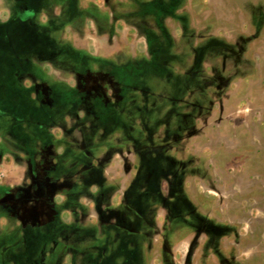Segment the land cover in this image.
Segmentation results:
<instances>
[{"label": "rangeland", "instance_id": "374dc122", "mask_svg": "<svg viewBox=\"0 0 264 264\" xmlns=\"http://www.w3.org/2000/svg\"><path fill=\"white\" fill-rule=\"evenodd\" d=\"M0 264H264V0H0Z\"/></svg>", "mask_w": 264, "mask_h": 264}]
</instances>
